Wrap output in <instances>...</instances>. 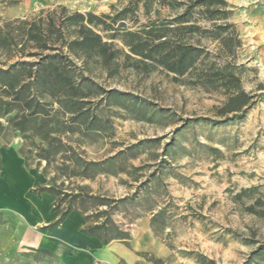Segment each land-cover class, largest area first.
<instances>
[{
  "label": "rangeland",
  "instance_id": "1",
  "mask_svg": "<svg viewBox=\"0 0 264 264\" xmlns=\"http://www.w3.org/2000/svg\"><path fill=\"white\" fill-rule=\"evenodd\" d=\"M56 1L26 16L63 6L62 15L84 14L85 24L105 40L117 24L103 15L129 4ZM145 5L139 0L119 22L138 29L169 14L167 7ZM230 17L242 44L233 58L218 62L235 64L243 90L253 96L243 112H223L221 91L183 84L172 73L146 71L122 58L108 71L93 58L68 56L64 64L75 88L73 101L67 87L51 84V91L39 96L47 114L32 116L25 130L19 129L27 112L23 102L0 89V152L16 148L25 166L53 189L54 206L85 213V228L105 222L93 264H264V252L254 253L264 243V60ZM5 19L12 18L0 23ZM113 42L123 47L120 40ZM201 43L217 51L216 39L204 37ZM72 105L81 106L82 113L71 111ZM47 149L51 153L44 160ZM253 202L258 214L248 209ZM117 230L123 232L119 237ZM31 254L13 264H65L52 252Z\"/></svg>",
  "mask_w": 264,
  "mask_h": 264
},
{
  "label": "trees",
  "instance_id": "2",
  "mask_svg": "<svg viewBox=\"0 0 264 264\" xmlns=\"http://www.w3.org/2000/svg\"><path fill=\"white\" fill-rule=\"evenodd\" d=\"M138 2L129 0V4L115 15H103L117 24L108 34L109 40L85 24L84 14L73 12L62 15L65 11L63 6L59 7V11L41 9L31 16L5 19L0 23V89L12 100L22 101L27 109L19 129L25 130L26 121L35 114H47L39 96L51 91V84L57 89L67 87V98L73 101L75 88L64 64L68 56L82 60L93 58L108 71L119 64L120 58L131 60L135 67L146 71L158 68L172 73L173 79L183 84L201 85L207 91H221L225 95L222 107L225 113L243 112L250 107L253 96L243 90L236 65L231 61L218 62L219 58H233L242 44L238 30L228 20L232 11L227 9L226 0H144L145 6L156 3L167 7L169 14L150 18L138 29L127 28L119 22V16ZM201 19L210 22V25L199 24ZM72 20L75 28L71 35L68 29ZM100 24L107 29L105 22ZM204 37L217 40L216 52L212 53L201 43ZM113 39L120 40L123 47L119 48ZM69 109L75 114L82 113L81 106L74 108L72 105ZM46 151L44 160L50 149ZM57 151L60 150L54 149V152ZM35 190H47L54 194L51 186L39 185ZM255 205L256 202H253L248 209L258 214ZM53 207L57 208L54 204ZM72 209L67 206L56 222ZM105 225L101 222L82 231L98 236L99 229ZM122 233L117 230L116 236ZM101 240L108 242L104 237ZM262 252L264 243L254 250L255 254Z\"/></svg>",
  "mask_w": 264,
  "mask_h": 264
},
{
  "label": "crops",
  "instance_id": "3",
  "mask_svg": "<svg viewBox=\"0 0 264 264\" xmlns=\"http://www.w3.org/2000/svg\"><path fill=\"white\" fill-rule=\"evenodd\" d=\"M226 1L235 8L230 20L241 24V35L251 36L264 60V0ZM56 3L0 0V19L23 17ZM38 179L40 186H48L41 173L25 166L16 148L0 152V264H13L14 258H28L39 251L55 253L65 264H93L100 240L82 231L87 229L85 213L72 209L56 222L62 212L53 207L56 196L47 190H35Z\"/></svg>",
  "mask_w": 264,
  "mask_h": 264
}]
</instances>
